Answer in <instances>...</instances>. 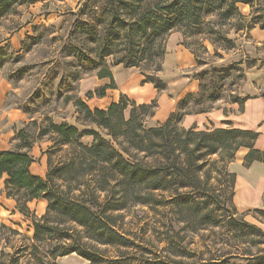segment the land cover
Wrapping results in <instances>:
<instances>
[{
  "label": "trees",
  "instance_id": "trees-1",
  "mask_svg": "<svg viewBox=\"0 0 264 264\" xmlns=\"http://www.w3.org/2000/svg\"><path fill=\"white\" fill-rule=\"evenodd\" d=\"M33 2L35 0H0V19L15 12L18 6ZM240 5H248V13H243ZM78 6L77 12L72 13L80 17L65 35L66 39L60 37L63 43L59 52L66 62L55 56L49 62L54 66L46 76L48 83L58 77L60 82H71L96 71L100 79H111V84L89 91V98L104 97L108 88L116 87L112 67L118 64L139 68L144 82H152L159 91L165 90L167 83L160 73L167 38L175 31L183 34V44L202 67L207 63L191 47L190 38L204 36L198 45L209 54L203 43L209 40L214 47L211 56L222 59L224 52L236 48L237 38H231V32L248 36L257 26L264 30V0H80ZM40 29L51 31L54 28L34 25L35 34L28 36L33 44L43 40ZM4 55L1 47L0 69ZM249 57L244 54L229 64L211 63L201 68L194 74L200 81L199 90L183 98L177 111L164 123L146 125V117L155 113L157 100L137 104L123 93L119 101L103 109H91L76 95L65 98L66 103H74L83 123L98 125L110 138L96 130L81 131L67 122L58 124L49 114L41 120L47 123L44 127L39 125L38 118L28 124L24 122L38 129L35 134L26 127L16 129L14 137L20 140L18 147L0 150V178L6 175L4 191L7 197L16 200V208L31 218L33 234L25 236L20 230L0 222V242H8V236L4 235L7 231L22 239L13 253L1 251L0 263L58 264L59 258L71 254L83 257L88 264H96L101 257L102 263L104 256L97 248L99 244L137 246L135 240L117 232L113 211L137 204H171L172 222L163 230V239L167 240L163 249L165 260L147 258L145 264H183L177 257L189 253L188 242H183L184 237L173 222L184 223L183 229L191 232L215 227L225 230L222 246L209 249L211 257L198 264H264V228L247 221L243 215L234 216L237 214L232 202L236 173L227 170L228 183L220 182V188L204 184L201 177L205 168L216 166L218 162L209 160L212 154H219L221 162H231L241 147L249 148L245 166L255 161L264 163V149L255 147L260 132L236 127L195 129L179 124L186 114L211 110L210 103L222 98L220 91L235 72L245 79V68L256 66V60ZM261 95L264 97V92ZM248 98L250 96L235 95L231 100L239 103L243 111ZM191 103L193 107L187 109ZM19 107L31 113L28 106ZM128 109L129 117L126 116ZM46 135L55 143L49 151L55 152L57 146L63 144L68 148L65 158L56 164L49 157L48 170L42 176L31 171V165L37 161L31 149ZM86 135L94 137L90 144L81 141ZM219 171L224 170L219 168ZM225 187L230 191L223 201ZM159 190L170 193L168 202L158 198ZM39 198L47 200L46 210L34 216L28 203ZM256 211L264 223V209L256 208ZM224 245L228 248L223 249ZM146 252L150 253L149 249ZM135 259L136 254H133L125 262L119 259L113 262L135 264Z\"/></svg>",
  "mask_w": 264,
  "mask_h": 264
},
{
  "label": "rangeland",
  "instance_id": "rangeland-1",
  "mask_svg": "<svg viewBox=\"0 0 264 264\" xmlns=\"http://www.w3.org/2000/svg\"><path fill=\"white\" fill-rule=\"evenodd\" d=\"M80 0H51L42 1L35 0L33 3L20 5L15 12L0 19V48H3L5 55L1 61L2 67L0 69L1 75L9 82L11 89L7 92L2 106L0 107V150H6L10 148H17L20 140L15 138L16 129L26 127L31 134H35L37 131L36 126L24 125V122L28 124L34 118H38L41 127L47 125V123L41 122L45 114H49L54 122L60 124L67 122L71 125H76L79 129L96 130L106 138H110L106 134V130L102 129L93 123H83L80 118L79 112L73 102L66 103L65 98L68 95L79 96L86 102L91 108H106L112 102L111 88L106 90L104 97L94 95L92 98L88 97V92L95 90L98 86L111 84V79H100L96 75V71H90L87 74H83V78L76 81L68 82L58 77L55 81L48 83V77L46 73L50 72L54 65L49 62L57 56L61 62L64 60L60 54V47L63 43L62 37L66 39L67 34L72 29L75 20L80 17L73 15V11L77 12L79 9ZM243 13H248V5H240ZM85 17V16H84ZM43 24L45 26H53V30L48 31L46 29H40L43 33V40L38 44H33L32 40L28 36L35 34L34 25ZM229 25L225 26L228 29ZM66 35V36H65ZM231 38L236 39V48L229 53H223V58L212 57L214 54V47L209 40H204V45L207 46L209 54L204 52L201 44L198 45L202 35L195 36L189 39L194 48L200 55L201 60H205L207 63L202 68L209 67V64H229L239 60L244 54L248 55L250 60H256V66L246 69L245 79L239 77V72H235L227 80V83L220 91L222 98L214 103H210L213 107H225L229 108L233 103V96L237 95L242 97L245 94L253 95L255 92H264V30L259 26L251 30L248 36L241 33L236 36L234 32L229 34ZM61 37V38H60ZM167 37V36H166ZM54 38V40H53ZM26 47V48H25ZM69 60V59H67ZM111 62V57L108 58ZM244 66V64L242 65ZM198 68V67H197ZM138 69V68H137ZM79 70V69H78ZM136 70V69H135ZM139 71H141L139 69ZM116 83V82H115ZM95 84H99L95 86ZM117 87V84H116ZM128 96V95H127ZM130 100H133L128 96ZM137 104H141L136 102ZM239 105V103H237ZM28 106L31 113L25 112L19 106ZM207 105V104H206ZM238 105L237 108H238ZM198 107L199 105H194ZM193 104L189 105L187 109H191ZM232 110V109H231ZM238 111H241L240 106ZM126 116L129 117V109L126 111ZM33 117V118H32ZM146 125H153L156 122L153 116L146 117ZM183 117L179 121L181 126H184ZM185 127V126H184ZM50 136L46 135L43 138H39L32 152L36 155L37 161L31 166L33 173L42 172L44 175L46 169H48V159L51 158L53 163H58L65 158V153L68 148L67 145H56L57 150L49 151L53 141L49 139ZM92 135H86L82 137L81 141L90 144L93 141ZM264 140V134L262 135ZM38 146L40 149H38ZM46 153V154H44ZM39 154L44 155V160L37 157ZM219 154H212L209 160H217L216 166H210L209 169L205 168L201 173L203 183H209L212 186L219 187L220 182L227 184L229 176L226 173L239 172L244 174L245 180L254 181V183L245 184L236 182L235 194L232 197L233 205L237 210V214L234 216L243 215V217L252 223H255L264 228V223L260 221L261 215L257 213L256 208L264 209V164L255 162L252 166H248L231 162H221L218 160ZM236 157L233 158V161ZM226 163V164H225ZM225 165V168L222 165ZM219 168L223 169V172L219 171ZM210 175V179L206 181L207 176ZM6 175L0 178V222L7 224L12 228L20 230L25 236H31L33 234V226L31 218L21 213L16 208V200L7 197L4 191V180ZM237 178V177H236ZM220 188V187H219ZM224 194L222 200L227 198L230 189L223 188ZM158 198L164 202H168L170 193L168 191L159 190L156 192ZM44 202V203H43ZM228 203V207H229ZM31 213L34 216L42 215L46 206L45 201L40 199H34L28 203ZM158 205L151 206L146 204H137L131 208L122 211H113L112 215L117 222V232L126 239L135 240L136 247L132 244L129 245H98L99 252L104 256L101 263V257L96 264H106L107 262L122 260L126 261L129 256L136 254L135 264H145L147 258L152 260H165L164 255L166 252L163 250L167 245L165 237V231L170 223L171 213L170 206ZM232 207L230 206L229 209ZM174 221V220H173ZM174 228L179 230L180 236L184 237L183 242H188V254L177 259L181 260L183 264H198V262H206V259L211 257L209 249L218 248L221 245V238L224 237L225 230H221L220 227L214 229H206L198 232H191L183 229L184 223L173 222ZM173 232V231H172ZM8 236L7 240H1L0 242V256L1 251L13 253L14 248L20 244L21 236L13 235L10 231L4 233ZM8 245V246H5ZM223 249L228 246H223ZM149 249L150 253L146 252ZM236 248H233L235 251ZM150 254V255H149ZM193 254V256H192ZM203 255V256H202ZM2 259L0 258V261ZM89 262L83 257L77 254H71L58 259V264H88ZM1 264V263H0ZM93 264V263H92ZM95 264V263H94ZM116 264V263H115Z\"/></svg>",
  "mask_w": 264,
  "mask_h": 264
},
{
  "label": "crops",
  "instance_id": "crops-1",
  "mask_svg": "<svg viewBox=\"0 0 264 264\" xmlns=\"http://www.w3.org/2000/svg\"><path fill=\"white\" fill-rule=\"evenodd\" d=\"M183 40L184 36L180 31L171 33L167 38L163 70L160 73L161 78L167 83V88L163 91H159L152 82H144V75L139 71V68H127L122 64L113 66L112 70L117 87L111 88L113 91L111 93L112 102L119 101L122 93L128 95L138 103H149L157 100L158 105L153 119L158 123L166 122L171 114L177 111L180 101L187 95L197 92L200 88V81L194 74L202 67L197 65L195 55L183 44ZM98 85L95 84V86ZM10 89L9 82L0 73V107ZM247 96H250V98L245 101L243 111H238L239 105L233 102L228 109L219 106L213 107L206 112L186 114L183 117L182 123L185 127H194L195 129L236 127L256 130L260 132V135L255 142V147L264 149V140H262V135L264 134V97L261 93L257 92L253 95L248 93L242 95V97ZM236 105H238V108ZM32 149L31 153L34 155ZM38 149H40L39 146ZM248 151L249 148L247 147L239 148L235 155L236 159L231 164L238 163L243 165ZM34 156L36 157V155ZM37 157L44 160L43 154H39ZM255 162L263 163L260 161ZM37 174L44 176L42 172H37ZM236 175L237 184L241 181L246 185L249 184V181L245 180L244 174L237 172ZM251 183H254V181L250 182V185ZM42 200L47 205V200L44 198Z\"/></svg>",
  "mask_w": 264,
  "mask_h": 264
},
{
  "label": "bare ground",
  "instance_id": "bare-ground-1",
  "mask_svg": "<svg viewBox=\"0 0 264 264\" xmlns=\"http://www.w3.org/2000/svg\"><path fill=\"white\" fill-rule=\"evenodd\" d=\"M249 184H250V181H249Z\"/></svg>",
  "mask_w": 264,
  "mask_h": 264
}]
</instances>
